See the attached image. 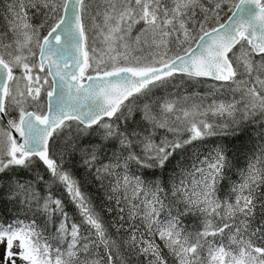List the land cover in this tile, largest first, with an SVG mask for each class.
Wrapping results in <instances>:
<instances>
[{
	"label": "snow or ice",
	"instance_id": "obj_1",
	"mask_svg": "<svg viewBox=\"0 0 264 264\" xmlns=\"http://www.w3.org/2000/svg\"><path fill=\"white\" fill-rule=\"evenodd\" d=\"M0 244L264 264V0H0Z\"/></svg>",
	"mask_w": 264,
	"mask_h": 264
},
{
	"label": "rangeland",
	"instance_id": "obj_2",
	"mask_svg": "<svg viewBox=\"0 0 264 264\" xmlns=\"http://www.w3.org/2000/svg\"><path fill=\"white\" fill-rule=\"evenodd\" d=\"M212 83H214V82H212ZM212 83H203L200 85H194L193 88L196 89V88L200 87V88H202L203 93H205L209 90V85H211ZM195 91H197V90H195ZM13 250L15 251V248ZM3 253H4V246H3V244H0V260H2V258H3ZM17 264H19V262H17Z\"/></svg>",
	"mask_w": 264,
	"mask_h": 264
},
{
	"label": "trees",
	"instance_id": "obj_3",
	"mask_svg": "<svg viewBox=\"0 0 264 264\" xmlns=\"http://www.w3.org/2000/svg\"><path fill=\"white\" fill-rule=\"evenodd\" d=\"M205 83H212V81H206ZM203 84V83H202ZM189 90H193V89H189ZM194 90H197L198 92H201V93H203V91H202V88H196V89H194ZM67 210H68V212H69V214L70 215H73L74 214V208H73V206L72 205H68L67 206Z\"/></svg>",
	"mask_w": 264,
	"mask_h": 264
}]
</instances>
